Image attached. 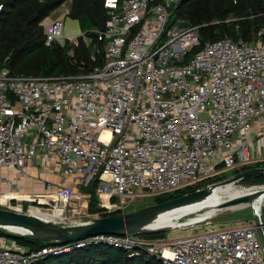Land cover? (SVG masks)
Masks as SVG:
<instances>
[{"label":"built area","instance_id":"1","mask_svg":"<svg viewBox=\"0 0 264 264\" xmlns=\"http://www.w3.org/2000/svg\"><path fill=\"white\" fill-rule=\"evenodd\" d=\"M178 1L102 0L103 27L71 39L61 32L64 8L41 20L43 44L75 46L78 38L89 49V65L59 75L0 68V172L9 170V181L26 176L25 167L39 158L60 177L45 181L48 192L26 212L45 210L58 223L122 213L144 195L260 159L249 148L252 121L264 112L262 30L249 42L225 36L200 44L201 25L169 23ZM93 180L98 211L89 212L90 194L72 186L80 190ZM11 199L0 197V207L23 212L21 200ZM259 220L261 231L252 218L202 232L188 225L177 238L101 233L35 249L0 236V264H34L91 244L160 264H264Z\"/></svg>","mask_w":264,"mask_h":264},{"label":"trees","instance_id":"2","mask_svg":"<svg viewBox=\"0 0 264 264\" xmlns=\"http://www.w3.org/2000/svg\"><path fill=\"white\" fill-rule=\"evenodd\" d=\"M65 1H68L67 16L77 21L79 31L103 27L106 14L102 0H0V68L5 67L12 74L59 75L77 72L80 62L89 65V49L81 41L75 46L68 42H64L63 45L43 44L41 20ZM228 17L232 19L226 20ZM177 19L185 20L189 25H201L198 28L200 44L225 36L233 39L240 37L243 41L249 42L260 29L261 39L264 41V0H179L171 8L169 23ZM88 35L92 37L90 32ZM198 47L200 45L195 49ZM252 167H264V161L243 166L233 173ZM220 179H222L220 176L208 178L191 186L154 195L150 203L178 197ZM242 179L264 183V173L250 174ZM95 183L96 180H93L87 187L82 188L90 194L87 203L89 212L98 211V200L93 191ZM47 217L57 219L53 214H48ZM260 217L264 224V202L260 209ZM160 235L161 232L141 236L153 238ZM0 236L11 238L16 244L29 249L38 248L48 242L17 236L2 229ZM34 264H160V262L144 254L128 257L121 249L91 244L58 256H47Z\"/></svg>","mask_w":264,"mask_h":264},{"label":"water","instance_id":"3","mask_svg":"<svg viewBox=\"0 0 264 264\" xmlns=\"http://www.w3.org/2000/svg\"><path fill=\"white\" fill-rule=\"evenodd\" d=\"M177 25L185 27L188 25V22L182 20ZM254 173H264V167L248 168L218 182L162 202L146 204L122 213L92 217L76 223H58L41 218L32 212H19L0 207V229L17 236L59 244L101 233L142 235L163 232L173 228L167 225L150 227V224L159 215L174 209L203 203L208 199L215 186L235 183L243 177ZM248 187L253 188V190L216 203L214 214L230 206L251 205L254 201L258 200V208L257 210H253L252 218L255 224L259 226V231H261L259 215L261 205L264 202V184ZM11 231H15L16 233H12Z\"/></svg>","mask_w":264,"mask_h":264},{"label":"crops","instance_id":"4","mask_svg":"<svg viewBox=\"0 0 264 264\" xmlns=\"http://www.w3.org/2000/svg\"><path fill=\"white\" fill-rule=\"evenodd\" d=\"M251 134L253 138L251 139L249 150L256 156L258 155L260 159L254 158L249 162V165H253L256 162L264 161V112L259 118L252 121L251 124ZM42 159L36 158L32 165H27L25 167L26 176H15L13 180L9 181L8 175L10 171L1 169L0 172V197H5L6 193L15 194L11 197V203H16V200H21L22 207L32 205L35 202V198L41 197L48 190L44 187L45 181L58 182L60 177L57 173L53 172L50 166ZM74 192L82 191V188L78 186H72ZM89 193V192H88ZM4 208V207H1ZM25 210V211H24ZM20 210L26 212L30 209ZM46 213V212H40ZM51 214V213H48Z\"/></svg>","mask_w":264,"mask_h":264},{"label":"rangeland","instance_id":"5","mask_svg":"<svg viewBox=\"0 0 264 264\" xmlns=\"http://www.w3.org/2000/svg\"><path fill=\"white\" fill-rule=\"evenodd\" d=\"M67 7H68V1H65L62 4H60L58 7H56L53 11H51L49 13V17L50 18L55 17L57 15V13H59L61 10H63L64 8H67ZM230 19H232V17H228L226 20H230ZM61 32H62V34L64 35V37L66 39H71L74 35H77L79 33V28H78L77 21L75 19L70 18L67 15L64 16L63 19H62ZM78 41H79V39L77 38L76 39L77 44H78ZM243 166H249V164H242V165H239V166L235 167L234 169L227 168L223 172V174H222L223 178L221 180L234 175L233 172H235L236 170L242 168ZM234 184L236 186L240 187V188H242V187L243 188H249L248 186H257V185H261V184H264V183L250 182L248 180L240 179L237 182H235ZM220 198L222 199L224 197L220 196ZM152 199H153L152 196L144 195L141 198L137 199L125 211L131 210L133 208H137V207H140V206H143V205H146V204H150ZM21 208H22V210L28 209V206H24V207H21ZM205 210L206 209H200V210H193L192 209V210H190L191 213L190 214L189 213L186 214L181 219V221H186L189 218H194L195 212L196 213L199 212V213L203 214ZM253 210H255L253 205H241V206H236V207H233V208L232 207L224 208V209L219 210L216 214H214V213H213V215L210 214V215H212L210 217L202 218V219H204L203 221H201V219H200L201 222L187 224V225H183V226H180V227H172L173 229H170V230H167V231H163V232H161V235L159 237L177 238V237L182 236V235H184L186 233L187 229L189 228L188 225H193V224H194L193 226H195V228L193 229V232H202L203 230H205V229H207L209 227H222V226H228V225L235 224V223H241V222H244V221H249L250 219H252ZM44 212H46L45 214L50 213V212H47L45 210H44ZM51 215H52V213H51ZM56 220L60 221V222L62 221L59 218H57Z\"/></svg>","mask_w":264,"mask_h":264},{"label":"bare ground","instance_id":"6","mask_svg":"<svg viewBox=\"0 0 264 264\" xmlns=\"http://www.w3.org/2000/svg\"><path fill=\"white\" fill-rule=\"evenodd\" d=\"M253 190V188H240L236 186L234 183H226L224 185H217L214 187L212 193L209 195L208 199L200 204H195L191 205L188 207H183L179 209H174L172 211L163 213L159 215L151 224L150 227H158V226H169V227H180L183 225L187 224H192V223H198L203 221L204 217H210V214L214 213L215 210V204L222 201L223 199L226 198H231L234 196L242 195L245 194L249 191ZM15 194L12 193H6L5 196H14ZM220 196H223L224 198H220ZM258 200L254 201L251 205L257 210L258 208ZM230 207H235V206H230ZM239 208V207H238ZM200 210V209H206L203 214L199 212H195L194 218H189L186 221H181V219L186 215L190 214V210ZM39 210H31L32 213L40 216L41 218L60 222L57 220H53L47 217L48 214L45 213H39ZM212 216V215H211ZM201 219V221H200ZM12 233H16L15 231H11Z\"/></svg>","mask_w":264,"mask_h":264}]
</instances>
